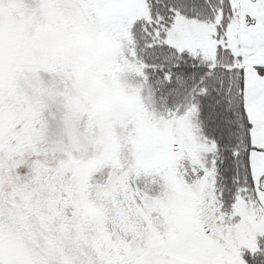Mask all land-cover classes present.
I'll return each mask as SVG.
<instances>
[{"label":"snow or ice","instance_id":"1","mask_svg":"<svg viewBox=\"0 0 264 264\" xmlns=\"http://www.w3.org/2000/svg\"><path fill=\"white\" fill-rule=\"evenodd\" d=\"M0 264H264V0H0Z\"/></svg>","mask_w":264,"mask_h":264}]
</instances>
